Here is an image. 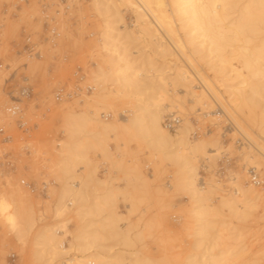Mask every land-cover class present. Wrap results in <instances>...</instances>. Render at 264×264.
<instances>
[{"label": "rangeland", "instance_id": "374dc122", "mask_svg": "<svg viewBox=\"0 0 264 264\" xmlns=\"http://www.w3.org/2000/svg\"><path fill=\"white\" fill-rule=\"evenodd\" d=\"M237 1L226 23L247 0ZM186 25L176 22L185 53L215 90H224L222 76L227 78L223 84L247 95L248 84L256 86L248 104L251 119L243 126L264 143V85L255 82L256 77L242 83L243 75L235 77L228 70L230 64L237 66L229 56L232 46L224 47L222 56L229 65L223 68L216 52L209 51L201 37L193 40L194 30ZM52 26L59 32L53 40L48 32ZM262 26L259 36L249 35L250 48L264 40ZM106 33L109 51L102 47ZM150 38L124 0H0V127L5 130L0 132V211L6 206L4 211L13 213L17 223L9 226L0 212V264H63L73 256L92 264H264L263 167L257 169L261 184L253 186L245 173L252 164L240 152L251 148L250 155L263 164L264 159L247 146L216 103L203 110L195 105L191 92L202 88L195 71L177 58V50L174 56L158 52ZM29 46L37 55H28ZM170 62L185 65L192 77L176 79ZM123 68L127 74L139 72L126 89L116 81ZM98 71H108L101 85L94 82ZM22 87L29 94L20 103L19 117H8L4 110L10 96H17ZM60 87L72 95L56 101L54 92ZM159 94L176 98L184 110L167 109L168 100L157 106ZM158 109L162 125L185 112L188 128L182 136L202 154L195 153L182 165V159L174 157L177 135L156 148L151 141L157 133L141 139L135 135L133 121L150 127L148 113ZM86 136H92L93 145L88 140L87 146L77 147ZM82 152L89 162L83 167L78 158ZM193 165L198 188L204 189L211 178L219 183L204 202L210 223L202 235L197 234L195 213L204 205L185 184ZM238 173L244 178L237 179ZM21 179L33 183L35 190L26 189ZM233 181L261 188V195L232 212L221 202L230 197ZM108 192L113 197L105 207ZM111 219L115 229L104 230L102 224ZM49 233L63 238V250L54 242L41 244L42 235Z\"/></svg>", "mask_w": 264, "mask_h": 264}, {"label": "bare ground", "instance_id": "6f19581e", "mask_svg": "<svg viewBox=\"0 0 264 264\" xmlns=\"http://www.w3.org/2000/svg\"><path fill=\"white\" fill-rule=\"evenodd\" d=\"M128 4H130L135 13L137 14V18L141 20L142 27L148 34L150 35V39L152 45L155 47L158 52L161 54H167L170 56H174V53L177 50L180 53V57L183 58L186 63V67L192 68L195 71V75L201 85V89L199 91L191 92L193 97V101L195 105L199 106L200 110L208 109L212 106V101L216 103L221 112H223L226 119H229L233 128L241 134V136L247 141L252 149H254L261 158L264 159V143H259L252 134L244 127L245 121H250L251 119V111L248 106L249 101L252 100L253 96L257 94L256 86L253 84H248V81L253 77H256V80H259L262 85H264V65L261 63L264 61V40L261 39L258 45H253V47L248 46V42L250 41V36L258 35L260 29H258V25L262 24L264 26V0H245L242 7H239V12L237 11V15L234 18L230 19L229 23H226L225 20L229 18L231 12L233 13L237 0H124ZM95 4H99V0H95ZM241 8V9H240ZM236 9V8H235ZM236 14V12H235ZM182 21L183 24H187L186 26L190 27V31L194 30L193 40L201 37L200 42L205 43L207 49L209 51H214L219 58V62L223 68H226L223 64L229 61L228 58L225 59L222 56L224 51V47L227 45L232 46V49L229 51V56L232 59L236 60L237 66L227 63L229 65L228 70L234 72V76L243 75L242 83L245 85H250V94L247 95L246 92H241V90L234 85H225L223 81H227V78L224 76L220 77V83H222V87L224 90L221 92L217 91L212 87L210 81L204 77L199 71H197L195 64L192 59L185 53V42L178 35L176 22ZM229 24V26H227ZM262 26V28H263ZM229 32L230 35H227ZM262 32V31H261ZM164 35V36H163ZM250 35V36H249ZM259 36V35H258ZM257 36V38H258ZM166 41H164L165 39ZM256 38V37H255ZM102 47L109 51V48L106 47L109 45L110 36L108 33L102 38ZM235 41L242 42V45L233 46L231 43ZM248 43V44H247ZM247 45V47L245 46ZM175 49V50H174ZM173 50V51H172ZM175 51V52H174ZM228 51V50H227ZM174 52V53H173ZM176 54V53H175ZM224 54V53H223ZM179 54H177L178 56ZM223 57V58H222ZM177 59V60H179ZM124 59H121L123 61ZM182 60V59H181ZM182 60V61H183ZM232 61V60H231ZM234 62V61H233ZM171 63V62H170ZM184 64V63H183ZM126 65L125 63L123 64ZM173 66L176 79L181 81H186L192 76L188 73V69L185 68V65H176L174 62L169 64ZM126 67V66H125ZM128 69V68H126ZM125 69V70H126ZM122 71L117 74L116 81L118 87L121 89H126L132 85V78H135L139 75L138 71H132L130 74L125 73L124 68ZM108 71H98L94 77V82L97 85H101L103 82V77L107 74ZM93 79V78H92ZM208 95V96H207ZM210 96V98H209ZM167 101V109L168 108H176L179 112L184 108L182 107L181 102H178L176 98L164 97L163 94H159L157 97V106H160L159 103ZM181 109V110H179ZM264 110V107H263ZM201 112V111H200ZM185 113V112H184ZM182 114L181 120H183L182 125L176 128L173 131H167L162 125V119L160 117V109H158L153 114H149V123L150 127L143 126L140 121H133L132 129L137 137L144 138L146 136H150L154 133H157V136H152L151 147L156 148L160 147L168 138L172 136H178L179 142L175 143L176 151H175V159H182L181 164H187L190 162V158L192 160V155H197L195 153H201V150L195 145H191L189 140H185L182 133L187 130L188 121L186 118V114ZM216 113V111H215ZM207 114V113H206ZM209 115V114H208ZM222 115V113H221ZM216 116V115H215ZM220 116V112L217 114ZM240 118V120H239ZM218 120V118H215ZM214 119V120H215ZM213 120V119H212ZM216 122V121H215ZM243 122V124L241 123ZM96 123L99 125L102 123L99 119L96 120ZM244 125V126H243ZM79 127V126H77ZM76 131V129H74ZM237 132H231L237 133ZM133 133V135H134ZM235 134H233L235 136ZM232 135V137H233ZM238 135V134H237ZM240 136V135H239ZM134 137V136H133ZM92 136L84 137L80 143H77V147H85L89 141L92 143ZM183 139L185 141H183ZM89 140V141H88ZM212 143H217L219 147L222 146L221 142L218 140H211ZM247 148V147H246ZM251 149V148H250ZM241 151V155H243L244 159L252 164L251 168L257 173V169L261 166L263 167V173L261 180H264V164L257 159L256 156L250 155L251 150ZM105 149L103 147L102 152L104 153ZM239 153V154H240ZM202 154V153H201ZM200 154V155H201ZM203 155L206 156L205 153ZM202 156V155H201ZM81 164L89 163L86 158V154L82 152L78 156ZM208 158V156L206 157ZM210 159V158H209ZM194 160V159H193ZM83 161V162H82ZM82 162V163H81ZM66 164V162L64 163ZM86 165V164H84ZM73 166V165H72ZM68 167V166H67ZM76 167V166H75ZM74 167V168H75ZM83 167V166H82ZM65 169V168H63ZM86 169V166L85 168ZM74 170V169H73ZM69 169L66 170V172ZM189 171H192L188 176V180L186 181V185L189 186V189L194 195L197 202H199L203 206V210L196 212L195 216L198 217V229L197 234H205L206 229L209 226V221L206 219V215L208 214L209 205L204 202L208 199V194L212 192V190L216 189L218 182L214 179H209L206 182L204 189L203 187L198 188L195 182L196 179V168L194 165L190 167ZM77 172V171H76ZM80 172V171H79ZM87 172V171H86ZM249 171L246 170L245 173ZM79 175V174H78ZM81 176V175H80ZM237 179L244 178L245 174H237ZM77 183L79 180L76 181ZM230 197H225L222 200V205H227L232 212H236L238 208H241L246 199L256 198L261 195V188L252 187V185L245 186L238 181H233V189ZM214 192V191H213ZM190 193V194H191ZM113 197L111 192L106 193L104 197V206L108 207L109 202ZM228 196V195H227ZM222 198V196L220 197ZM113 199V198H112ZM6 206L1 205V215L3 219L9 226L15 227L17 225L16 218L13 213L9 211H4ZM209 215V214H208ZM114 217V215H112ZM112 219L107 223L102 224V228L107 231H113L115 226H113ZM41 244L45 246L50 245L51 242H54L57 246L59 245L60 249H62L63 238L59 234H46L42 235ZM125 242V241H124ZM128 242V241H127ZM63 250V249H62ZM64 252V251H63ZM52 253H57L56 250L52 251ZM86 258V257H85ZM53 259V254H51L49 260ZM224 259V258H223ZM231 259V258H230ZM147 260V259H146ZM145 261V260H144ZM143 261V262H144ZM114 262V261H113ZM112 261L107 262L106 264H114ZM140 262V263H143ZM93 261L89 259H82V257H72L63 262V264H92ZM148 263V262H147ZM189 264H200L197 262H191ZM201 264H204L202 262ZM222 264V263H221ZM229 264V263H227Z\"/></svg>", "mask_w": 264, "mask_h": 264}, {"label": "built area", "instance_id": "2783aa9c", "mask_svg": "<svg viewBox=\"0 0 264 264\" xmlns=\"http://www.w3.org/2000/svg\"><path fill=\"white\" fill-rule=\"evenodd\" d=\"M50 39L53 40L59 36V32L56 29L55 26H52L48 29ZM29 39H27L28 41ZM25 51L28 53L29 56L37 55V52H33V47L29 46L25 48ZM3 67L2 60L0 58V69ZM7 80V79H5ZM90 88V87H89ZM28 88L27 87H22L18 91L17 96H10L11 97V104L5 107V113L7 114L8 117H19V114L21 112L20 108V103L22 102V99L28 96ZM72 94L71 92H67L63 87L57 88L54 92V99L56 101H61L64 98L70 97ZM108 115L105 116L104 114V119H106ZM181 118L179 116H171L169 118H166L163 121V125L167 130H174L179 124H180ZM25 123L20 122V125L23 126ZM5 130L3 127H0V132L3 133ZM197 130H195L196 134ZM249 181L253 186H259L261 184L260 178L258 176V173H255V171L251 168L249 169ZM20 184L26 187L30 192H33L35 190V186L31 182H27L24 179L20 180Z\"/></svg>", "mask_w": 264, "mask_h": 264}]
</instances>
